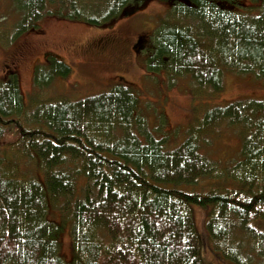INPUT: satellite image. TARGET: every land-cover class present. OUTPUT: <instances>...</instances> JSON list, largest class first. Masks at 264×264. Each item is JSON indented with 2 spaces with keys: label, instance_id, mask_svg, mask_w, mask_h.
I'll list each match as a JSON object with an SVG mask.
<instances>
[{
  "label": "trees",
  "instance_id": "16d2710c",
  "mask_svg": "<svg viewBox=\"0 0 264 264\" xmlns=\"http://www.w3.org/2000/svg\"><path fill=\"white\" fill-rule=\"evenodd\" d=\"M13 1L19 35L52 14L55 1L69 6L67 17L102 25L135 0H92L91 13L89 0ZM244 1L175 2L173 23L153 29L147 63L188 75L211 92L222 88L224 70L264 80V0ZM22 44L9 62L18 59ZM44 64L34 70L39 88L70 72L55 57ZM8 68L0 77V138L18 127L14 149L27 156L34 151L41 176L19 177L12 165L10 171L0 167V264H205L195 205L209 207L206 227L217 251L233 264H264V229L250 224L264 222V99L235 100L203 113L201 126L225 121L241 136L239 158L221 169L200 151V126L175 146L146 131L140 136L143 119L124 86L39 104L29 124L21 123L23 93ZM215 178L225 183L205 186V193L183 187ZM52 202L70 221L74 254L68 260L60 252L65 229L47 217ZM243 232L252 240L245 254L238 246Z\"/></svg>",
  "mask_w": 264,
  "mask_h": 264
},
{
  "label": "rangeland",
  "instance_id": "374dc122",
  "mask_svg": "<svg viewBox=\"0 0 264 264\" xmlns=\"http://www.w3.org/2000/svg\"><path fill=\"white\" fill-rule=\"evenodd\" d=\"M178 1V2H177ZM179 0H140L137 5L128 4L113 20L97 25L66 16L69 6L57 1L52 3V14H44L34 29L15 35V25L20 17L13 0H0V77L4 76L6 63L17 74L23 93L25 111L21 123L29 124L27 117L39 104L59 100L74 101L87 95L124 86L133 93L137 108L143 119V131L153 137L166 140L169 146L181 143L188 129L200 126L199 145L201 153L219 164L220 168L229 166L239 158L241 136L234 126L225 121L202 125L205 110L223 106L240 99H264V80L253 73L238 74L224 70L222 88L210 91L209 87L197 86L188 75L176 76L166 70L155 69L148 62L154 51L151 38L154 27L163 23H173V10ZM246 2V1H244ZM249 2V1H247ZM246 2V4H247ZM86 11L92 12V0ZM55 12V13H53ZM61 12L62 14H58ZM184 18L183 22H187ZM24 43V44H22ZM22 52L15 61H10L18 47ZM47 57H55L70 67L65 77H54L50 84L39 88L34 83L35 66L43 65ZM45 68V67H44ZM46 69V68H45ZM18 127L10 126L0 138V167L9 170L16 168V176H41L37 170L34 156L23 155L14 149ZM141 133V134H140ZM9 162V164H8ZM220 178L202 180L199 186L184 185L189 191L201 193L204 188L225 183ZM59 202L49 205L47 217L60 222L65 232L60 241L61 255L68 260L73 256L70 234V221L63 218L56 209ZM209 207L193 206V222L198 236L200 258L205 264H233L214 248L206 227ZM254 227L264 229L263 220L250 221ZM240 233L239 231L237 232ZM104 238H107L104 236ZM237 238V236H236ZM238 245L242 254L252 240L245 232L240 235ZM259 258V257H258Z\"/></svg>",
  "mask_w": 264,
  "mask_h": 264
},
{
  "label": "flooded vegetation",
  "instance_id": "af4514ba",
  "mask_svg": "<svg viewBox=\"0 0 264 264\" xmlns=\"http://www.w3.org/2000/svg\"><path fill=\"white\" fill-rule=\"evenodd\" d=\"M171 1V3H173V1L174 0H170ZM186 1V3L188 4V5H191V2H193V0H190V1H188V0H185ZM250 1V0H249ZM259 2H261L262 0H258ZM135 5H137V3H138V1L137 0H135L134 2H133ZM184 3V2H183ZM185 4V3H184ZM186 5V4H185ZM187 6V5H186ZM171 7H173V6H171ZM170 8V7H169Z\"/></svg>",
  "mask_w": 264,
  "mask_h": 264
}]
</instances>
